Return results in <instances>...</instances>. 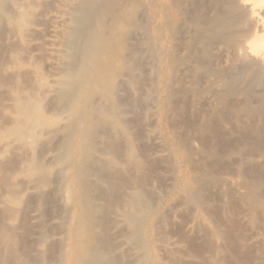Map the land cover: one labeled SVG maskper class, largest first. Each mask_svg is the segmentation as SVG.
Wrapping results in <instances>:
<instances>
[{"label":"bare ground","instance_id":"1","mask_svg":"<svg viewBox=\"0 0 264 264\" xmlns=\"http://www.w3.org/2000/svg\"><path fill=\"white\" fill-rule=\"evenodd\" d=\"M0 264H264V0H0Z\"/></svg>","mask_w":264,"mask_h":264}]
</instances>
